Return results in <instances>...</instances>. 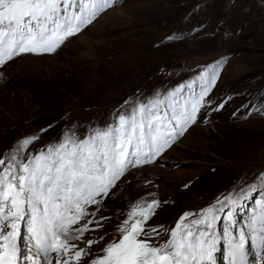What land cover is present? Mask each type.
Returning a JSON list of instances; mask_svg holds the SVG:
<instances>
[{
	"label": "rangeland",
	"instance_id": "obj_1",
	"mask_svg": "<svg viewBox=\"0 0 264 264\" xmlns=\"http://www.w3.org/2000/svg\"><path fill=\"white\" fill-rule=\"evenodd\" d=\"M221 58L211 107L231 101L218 112L205 108L157 162L121 177L97 214L111 219L85 236L105 237L91 249L101 254L124 219L119 213L142 197L168 201L151 224L174 227L185 211L198 212L264 172V115L240 118L249 110L242 105L264 104V0H119L56 53L14 58L0 68V156L26 136L39 134L25 157L65 133L83 139L112 122L126 100L174 89ZM258 197L259 189L238 219Z\"/></svg>",
	"mask_w": 264,
	"mask_h": 264
},
{
	"label": "snow or ice",
	"instance_id": "obj_2",
	"mask_svg": "<svg viewBox=\"0 0 264 264\" xmlns=\"http://www.w3.org/2000/svg\"><path fill=\"white\" fill-rule=\"evenodd\" d=\"M118 2L0 0V68L22 55L56 53ZM226 59L201 67L192 81L174 89L126 100L112 122L83 139L65 133L58 143L25 157L39 134L26 136L0 156V264H264V172L198 212L185 211L171 228L151 224L168 201L142 197L119 213L124 219L101 254L91 249L105 237L85 236L111 219L97 214L121 177L157 162L205 108L218 112L231 101L230 95L211 107ZM241 107L249 109L242 119L264 115V104ZM258 189V199L238 219Z\"/></svg>",
	"mask_w": 264,
	"mask_h": 264
}]
</instances>
